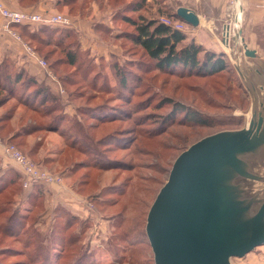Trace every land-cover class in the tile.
<instances>
[{
    "label": "rangeland",
    "instance_id": "obj_1",
    "mask_svg": "<svg viewBox=\"0 0 264 264\" xmlns=\"http://www.w3.org/2000/svg\"><path fill=\"white\" fill-rule=\"evenodd\" d=\"M43 1L39 0L37 5H45ZM48 1L53 11L68 16L72 21L70 28L49 26L52 33H55V30L70 29L78 41L75 46L78 52L77 71L74 72L73 68L63 64L58 65L57 72H54L59 79L67 76L72 77L74 82L67 86L63 84V96L52 92L49 87L59 103L61 114L70 120L83 117V125H87L93 123L89 107L108 105L121 110L117 112L120 117L114 123L100 125L97 130L89 132L94 140L92 147L89 142H82L81 137L69 135V139L75 137L77 144L71 154L67 147L69 139L64 140L55 132L62 138L65 151L61 156L64 169L61 175L67 179L71 176L69 186L77 191L81 187L75 179L92 166V161L100 163L102 155L112 164L125 166L121 169L111 166L99 174L94 172L100 185L92 188L88 186L86 192L93 194L100 191L101 199L112 197L107 198L106 204L115 200L117 204L106 207L99 199L98 202L92 198L93 195L87 196L92 202V213L89 209L86 215L69 211L61 220L53 223L51 209L48 208L45 215L39 216L38 220L36 218L41 210H36L30 214L29 221H21L19 229L15 226L8 227L4 221L16 214V204L24 214L29 212L27 208L23 209L18 201L10 206L8 202L7 205L5 202L1 204L0 209L5 208V213L1 216L4 224L0 226V264H36L23 255V244L28 241L31 232L35 235L30 238L31 247L40 246L41 254L53 250L52 258L47 264H81V259L84 258L94 260L96 264H119L120 261L126 262L128 258H133L139 264H153L151 249L145 236L146 216L159 189L167 180L174 159L199 139L219 131L240 129L250 120L251 100L236 71V65L242 70L263 65L264 25L250 28L245 31L246 34L240 26L241 34L235 37L231 26L234 12L232 19L227 23L230 28L229 36L223 27H220V30L212 29L217 34H223L218 44L212 46L213 53L224 54L223 58L227 64V70L221 76H200L181 72L179 69L176 74H171L165 69H159L156 61L150 60L139 45L130 41L131 34L136 33L133 23L139 25L154 21L164 24L166 21H177L169 17L174 7L164 4L165 0ZM134 2L138 4L137 11L133 10ZM203 24L201 21V25ZM198 27L187 25L186 29L180 32L196 42L200 33L202 35L204 32ZM30 29L35 31L38 27L31 26ZM251 33L254 37L252 44L247 45V48L256 51L257 57L254 61L244 56L240 42L243 38V43L246 44L245 40ZM49 49L51 48H47V51ZM59 57L61 55L56 53L54 59ZM91 67L94 71H91ZM117 68H122L127 74V85L122 87L126 91L119 93L116 91ZM85 75L87 76L84 81L82 76ZM166 99L172 103H166ZM174 103L182 104L188 110L196 112L205 124H185L180 121L182 114H172ZM65 106L69 107L71 118L64 113ZM43 107L45 108L37 106L41 112L47 105ZM3 111L0 109V115ZM84 112L88 116L79 115ZM11 113L9 110V114ZM171 116L176 119L174 125L169 126V122L163 125V119ZM17 127L18 123L12 121L8 134ZM113 133H120V143H113L112 138L102 145L96 142L108 134L113 136ZM126 137L125 141L122 140ZM78 147L98 153L99 160L97 157L93 158L94 156L77 153ZM108 147L112 148L108 150ZM76 161L83 163L74 166ZM77 168L81 169L73 178L72 170ZM82 189L84 187L80 190ZM5 199L10 201L13 197L6 193ZM95 230L97 234L94 233ZM63 240L67 241L66 244ZM252 253L251 260H248L247 256L235 258L232 259V264H264V245L256 247Z\"/></svg>",
    "mask_w": 264,
    "mask_h": 264
},
{
    "label": "water",
    "instance_id": "obj_2",
    "mask_svg": "<svg viewBox=\"0 0 264 264\" xmlns=\"http://www.w3.org/2000/svg\"><path fill=\"white\" fill-rule=\"evenodd\" d=\"M175 14L198 27L190 9ZM240 42L254 61L256 51ZM236 71L251 100L250 120L199 139L174 159L146 216L153 264H232L264 245V63Z\"/></svg>",
    "mask_w": 264,
    "mask_h": 264
},
{
    "label": "trees",
    "instance_id": "obj_3",
    "mask_svg": "<svg viewBox=\"0 0 264 264\" xmlns=\"http://www.w3.org/2000/svg\"><path fill=\"white\" fill-rule=\"evenodd\" d=\"M18 1L23 7L26 8L34 7L38 2V0ZM132 6L134 11L138 10L137 2H134ZM170 16L172 19L175 18V20H178L176 14H169V17ZM133 25H135L136 33L131 34L130 41L135 45H139L143 49L144 53L150 58V60L156 61V66H158L159 69H165L171 74H176V71L179 69L181 72L185 71L188 74H196L208 77L221 76V74L227 70V64L223 58L224 54L216 55L213 52L207 51L201 45L197 44L193 39H188L187 35L183 32L173 30L162 23H157L154 21L141 23L139 25L133 23ZM15 27L19 29L22 38L28 41V43L34 47L38 55L47 61L48 66L53 71V73L57 72L58 65L63 64H67L73 68L75 70L74 72L77 71L78 65L76 64V61L78 52L75 46L77 45L76 42L78 41L76 39L77 36L74 35L72 30H55L53 31L55 33H52L50 27L44 25L37 26L38 29L35 31L31 30L29 26L15 25ZM53 34L57 37H55ZM47 48L51 49L47 51ZM56 53H59L61 57L54 59ZM87 69L89 70V67H87ZM117 69L118 70L115 73L117 81L116 91L119 93L126 91L125 88L122 87L127 85V74L122 68ZM129 70L132 71L134 69ZM91 71H94L92 67ZM130 71L128 72L131 74ZM73 75L76 76L74 73ZM86 76L87 75L82 76V80L85 81ZM59 80L61 84H64L65 86L74 82L72 77L69 78L67 76L61 77ZM166 103L170 104L172 101L166 99ZM45 105H47V107L42 112L39 108H37V106H40V108H45L43 107ZM19 107L25 111V117L22 120L24 126L21 127L22 133L21 135L18 134L17 136L20 138V145H23L24 139L27 136H36L42 132H57L64 140L68 138L69 135H74L77 138L81 137L82 142H89L92 147L94 140L92 138V134L89 132L97 130L100 125L114 123V121L120 117V113L117 112H121V110L115 106L104 105V107H89L88 110L92 111L91 120L93 123L91 124L83 125L84 122L81 120L83 117L73 120L67 119L63 114H61L59 103L50 92L49 86L47 84L38 82L24 69L16 67L14 62L4 58L0 61V109L4 110L0 115V137H2L5 142L14 144L18 149L20 148L18 144L14 142L15 139H8L6 136L9 133V127ZM9 110L12 111L11 114H9ZM173 113L182 114V117L179 120L185 124H199V122L205 124V121L199 119L200 117L196 112L188 110L187 107L183 106L182 104L174 103L172 114ZM79 115L88 116L86 112L81 114L79 113ZM27 120L30 122L27 123ZM175 120L176 119L173 116L165 117L163 119V125L169 122V126H173ZM113 134V136L108 134L109 136L106 135L98 139L96 142L98 145H102L107 142L109 138H112L111 141H113V143H120L119 139L121 138L118 136L120 133ZM75 137H71V139H69L70 137L68 138L69 143L67 147L69 148L68 151L70 154L75 151L77 146L74 139ZM126 139L127 137L122 140L125 141ZM111 148L112 147H108L107 149L110 150ZM64 153L65 151H63L62 154ZM77 153L85 156H94L93 158L97 157V160H99L98 153L93 151L89 152L87 148L83 149L78 147ZM104 156L105 155H102V161L100 163H98V161H92V166H89L88 170L86 169V172L80 174L79 178L75 179V181L78 182L79 187H84L82 191L80 190L81 188L79 189L80 191L77 190L78 193L86 194V196L93 195L94 197L92 198L96 199L97 201L99 199L102 205H105L106 207H112L117 204L116 200L113 203H105L107 198L112 197L106 196L104 197L106 199H101L99 197L101 195L100 191L93 194L86 192L88 186L92 188V186L95 187L98 185L99 187L100 185L99 180L96 179L97 175H95L94 172L99 174L105 172L111 168V166L120 167V169L125 166V164H112L110 161H108V159H105ZM62 160L63 159H61V161ZM80 163H83V161L74 162V166H77ZM81 168L84 169V167ZM80 169L77 168L72 170L73 178H75V176L79 173ZM6 193H9V197L12 196L13 200L9 201L5 199ZM24 193L25 190L22 187V175L20 176L19 173L11 169H7L5 173L0 174V205L4 202V204L7 205L8 202L10 206L14 205L15 202L18 201L22 208L25 204H28L26 206H29L27 209L29 212L24 214L19 211L20 207H17L18 205L16 204V206H14V212L16 214H13L12 217H8V219L4 221L9 225L8 227L15 226L20 229L21 221H29L28 219L31 213L35 212L36 210H41L38 214V217L36 218V220H38L39 216L45 215L47 212L45 207L44 189L42 185L34 184L28 193ZM23 194L24 200H17V198L23 196ZM89 200L91 201V199ZM96 203L97 202H95V204ZM4 210L5 208L0 209V226L4 224L1 217L2 214L5 213ZM52 212L53 214L51 213L50 216H52V221L55 223L57 222L56 220H61L63 215L68 214L69 210L64 207L57 206L54 208V210H52ZM34 236L35 235H33L31 232L28 238L29 242L26 240L23 244V255H26L27 259L33 261V263L47 264L52 258L53 250L47 254H45V252L41 254L39 252L40 246L36 248L34 246L31 247L32 241H30V238H33ZM56 236L58 238H63L61 235ZM63 241L64 244H66L65 242L67 241ZM54 247H52V249ZM62 248L64 250V247ZM39 259H41L40 262ZM81 260V264H96V261L94 260L90 261V259L85 258ZM119 264L139 263H137L133 258H128L126 262L120 261Z\"/></svg>",
    "mask_w": 264,
    "mask_h": 264
},
{
    "label": "crops",
    "instance_id": "obj_4",
    "mask_svg": "<svg viewBox=\"0 0 264 264\" xmlns=\"http://www.w3.org/2000/svg\"><path fill=\"white\" fill-rule=\"evenodd\" d=\"M0 2H2L6 7L19 10L56 13L53 11L49 4L50 1L48 0L43 1L45 5H37L39 2L38 0L37 4L30 8L23 7L18 0H0ZM164 4L169 7H174V10H171L172 14L176 13L177 8L185 7L193 11L198 16V29H203L204 32L202 35L200 33L199 37L197 35L198 39L196 42L210 52H212V46L215 47L219 42V38L223 35L222 33L217 34L213 30L215 28L216 30H220V27H223L226 30L227 23L232 19L234 12L235 13L232 19L233 21L231 20V26L233 27V23L236 21L237 16L239 18L238 20L241 29L243 28V32L249 30L250 28L252 29L258 27L259 25H264V0H165ZM201 21L204 22L203 25H201ZM4 24L5 21L0 16V61L4 58L11 60L14 62L16 67L24 69L38 82L47 84L51 91L56 93L54 87L51 86L48 78L46 77L43 69H41L35 61L26 58L23 51L21 50V47L19 46V43H17L11 35L3 31ZM11 28L22 38L19 29H17L15 26H12ZM244 34H246V32ZM253 37L254 35L252 33L247 37L245 40L246 45L249 46L252 44ZM24 41L28 42L26 40ZM63 111L66 116L69 118L72 117L68 106H65ZM24 117L25 111L19 107L12 120L15 121V123H18V127L12 133L8 134L6 138H14V142L18 144L20 150L24 152V154L29 158L36 161V163H38L41 167L61 175V172L64 171L61 163V156L64 147L62 138L55 132H42L36 136L30 135L25 137L23 145H20V138L17 136L18 134L21 135L22 133L21 127L24 126V123L22 122ZM29 122L30 121L27 120V123ZM7 169L14 170L21 176L19 167L11 159L6 157L0 148V174L5 173ZM70 180L71 176H69L68 179L63 178V184L61 186L42 185L44 189L46 209L49 208L52 211L55 207L61 206L68 209L73 214L86 215L87 212H89V209L92 213V209L89 208L85 203L87 202L91 205L92 202L87 198V196L81 195L75 190V188L69 186ZM30 189L31 188L28 190L24 189V194L28 193ZM24 194L23 196L18 197L17 200L23 199ZM28 207L29 206L25 205L23 206V209H28ZM89 216H87V218ZM248 254L246 255L247 259L251 260L253 253L250 252Z\"/></svg>",
    "mask_w": 264,
    "mask_h": 264
},
{
    "label": "built area",
    "instance_id": "obj_5",
    "mask_svg": "<svg viewBox=\"0 0 264 264\" xmlns=\"http://www.w3.org/2000/svg\"><path fill=\"white\" fill-rule=\"evenodd\" d=\"M0 16L4 19L5 24L3 31L11 35L23 51L26 58L35 61L41 69H43L46 77L48 78L51 86L54 87L56 93L60 96L65 94V90L61 85L57 76L49 68L45 59L38 55L36 50L28 43L25 42L16 32L12 30V26H53L70 28L72 26L71 19L59 13L50 12H33L27 10H19L15 8L6 7L0 2ZM166 26L171 27L173 30L184 31L186 24L181 21L172 23L171 21L164 22ZM0 148L3 154L11 159L20 169L22 175V187L25 190L31 188L34 184L47 185V186H61L63 184V176L54 172L48 171L41 167L38 163L26 156L14 144L5 142L0 138ZM89 208H92L90 203L85 202ZM97 234V230L95 232Z\"/></svg>",
    "mask_w": 264,
    "mask_h": 264
},
{
    "label": "bare ground",
    "instance_id": "obj_6",
    "mask_svg": "<svg viewBox=\"0 0 264 264\" xmlns=\"http://www.w3.org/2000/svg\"><path fill=\"white\" fill-rule=\"evenodd\" d=\"M239 17H240V15H239ZM236 19H239V18L236 16ZM236 25H237V27H238V26H239V23L236 22ZM223 30H224V28H223Z\"/></svg>",
    "mask_w": 264,
    "mask_h": 264
}]
</instances>
